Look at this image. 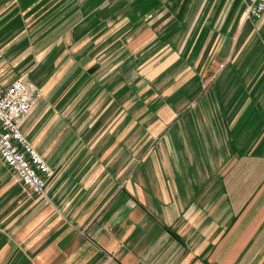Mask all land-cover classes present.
I'll return each mask as SVG.
<instances>
[{"label":"crops","instance_id":"crops-1","mask_svg":"<svg viewBox=\"0 0 264 264\" xmlns=\"http://www.w3.org/2000/svg\"><path fill=\"white\" fill-rule=\"evenodd\" d=\"M72 3L0 0V86L24 76L40 90L20 129L54 168L29 222L1 209L0 264H264V11ZM11 13L20 24L7 29ZM233 42L237 56L251 42L252 60L206 74ZM233 69L231 105L219 88Z\"/></svg>","mask_w":264,"mask_h":264},{"label":"built area","instance_id":"built-area-1","mask_svg":"<svg viewBox=\"0 0 264 264\" xmlns=\"http://www.w3.org/2000/svg\"><path fill=\"white\" fill-rule=\"evenodd\" d=\"M245 14L258 18L264 11V0H241ZM41 97L36 85L20 76L6 86H0V158L12 170L28 191L35 196L45 193L53 169L21 132V121L31 112ZM105 264H118L108 256Z\"/></svg>","mask_w":264,"mask_h":264},{"label":"rangeland","instance_id":"rangeland-1","mask_svg":"<svg viewBox=\"0 0 264 264\" xmlns=\"http://www.w3.org/2000/svg\"><path fill=\"white\" fill-rule=\"evenodd\" d=\"M72 1H73V3L71 4V8H73V9L70 12H77L78 0H72ZM232 1H233V3L237 2V3L243 4L241 2V0H235V1L232 0ZM117 7H118V10H122L125 8V5L119 1L117 3ZM82 9H84V8H82ZM60 10H62V9L60 8ZM244 12H245V8H244ZM19 17H20V14L11 13L9 18H8L9 19V25L7 26V29H10V26H12V25H14V26L19 25L20 24ZM21 24L26 25V24H28V21L23 19V22ZM106 44L108 46L109 41ZM59 45L60 44L57 43V45H54V48L55 47L57 48ZM16 46H17V44H15V47ZM248 47L251 48L250 51L247 50ZM247 48H246V51L244 52L243 55L240 54V56H237L236 44L234 42L231 43V51H229L230 55H228V56H225L222 54L215 55L213 66L211 67V69H207L206 74L212 75L213 78H215V77L219 78L220 76H222V74L224 73V71L226 69V67L224 65L228 64L227 58H229V57H230V63H231L232 59H238V58H242V59L244 58L245 60H248V61L252 60L251 58L253 56V51H252V43L251 42L249 43ZM56 50L58 51L59 49H56ZM54 53L56 54V52H54ZM54 61H55L54 58L47 59L48 64H53ZM28 64H29V59H27V66L26 67H28ZM231 64H233V63H231ZM135 69L138 70V68H136V67H135ZM246 69H247V74H246L247 77H246V81H245L246 83L245 84L247 85L248 88H250V91L253 92V82L250 79V78H252V74H253L252 67H247ZM234 71L235 70L233 69L230 72V83L229 84H222L221 83L220 88H219V90L225 91L227 89L231 92V95H229L230 97L225 100L227 103H229L231 105L236 101V98L232 97V94H234L232 92L236 91L237 86H239L238 82L233 80V75L237 74V72L236 71L234 72ZM104 80L105 79H103V81ZM216 80L217 79H215V82H216ZM90 81H91L90 79L87 80V82L85 84V85H87V87L89 86ZM215 85L218 86L219 84L215 83ZM102 86H104L103 83H102ZM206 86L210 87L211 84L207 83ZM216 89L217 88H214V90H216ZM150 90H152V89L150 88ZM92 101H93L92 99H86L85 103L87 105H89ZM104 101H105V99H104ZM222 101L223 100H219L218 102H220V104H221ZM250 101L253 102V99L251 98ZM116 103H118V102H116ZM143 105H146V103L144 104L142 99H135V101H134V107L135 108H139ZM248 112H249V110H247L246 113H248ZM250 116L251 115L247 114V122H246V128H247L246 129V136L247 137L249 135H251L249 129H250V127H252L253 116H251V117ZM149 118H150V113H147L146 115H142L139 112H137L134 115L135 121H140L141 119H149ZM92 121H96V119H94ZM117 121H119V120H117ZM39 154L46 161L45 155L40 153V152H39ZM49 165L52 166L51 163H49ZM0 191L2 193V195L0 197V211H1V209H3V211H1V214H4L5 218H13V217L18 216L22 220L23 224L27 221L29 222L30 217L33 213V211H31V209L35 211V209L32 208L31 206L33 204H35V202L38 200V198H37V196L34 197V195L28 191V189L18 179L16 174L4 164V162L1 160V158H0ZM44 245H45V243L37 242L36 245L34 246V248L38 252L40 249H42L44 247ZM22 252L25 255L24 250H22Z\"/></svg>","mask_w":264,"mask_h":264}]
</instances>
